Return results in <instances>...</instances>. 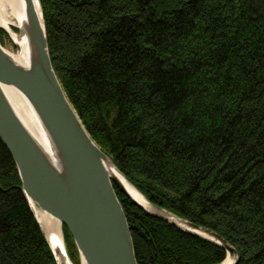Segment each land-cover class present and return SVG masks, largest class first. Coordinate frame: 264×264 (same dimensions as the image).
I'll return each mask as SVG.
<instances>
[{
	"label": "trees",
	"instance_id": "16d2710c",
	"mask_svg": "<svg viewBox=\"0 0 264 264\" xmlns=\"http://www.w3.org/2000/svg\"><path fill=\"white\" fill-rule=\"evenodd\" d=\"M40 4L53 69L96 144L149 201L219 233L235 264H264V0ZM114 189L137 264L225 259ZM0 264H56L1 139Z\"/></svg>",
	"mask_w": 264,
	"mask_h": 264
},
{
	"label": "water",
	"instance_id": "95a60500",
	"mask_svg": "<svg viewBox=\"0 0 264 264\" xmlns=\"http://www.w3.org/2000/svg\"><path fill=\"white\" fill-rule=\"evenodd\" d=\"M35 1L40 8V17L34 0H24V19L18 27L20 39L26 41L27 63L17 62L0 44V139L15 162L23 195L55 263L62 264L57 255L59 250L46 238L31 201L56 217L61 231L63 224L68 228L80 264H137L130 229L115 185L147 213L220 245L225 249L226 257H233L231 264H235L238 257L235 248L219 233L149 201L92 139L53 69L40 0ZM14 43L18 46L16 41ZM3 86L14 87L28 101L46 134L48 149L25 125ZM111 167L145 197L146 206L137 202L111 175ZM63 246V264L67 261L73 264L64 238Z\"/></svg>",
	"mask_w": 264,
	"mask_h": 264
},
{
	"label": "bare ground",
	"instance_id": "6f19581e",
	"mask_svg": "<svg viewBox=\"0 0 264 264\" xmlns=\"http://www.w3.org/2000/svg\"><path fill=\"white\" fill-rule=\"evenodd\" d=\"M34 5L37 14L40 17V8L35 0ZM24 10V0H0V26L3 27L2 29H4L7 34V45L0 44L4 47L5 51L15 58L17 62L26 64L28 61L26 41L25 39H20L18 29L24 19ZM15 41L18 46L15 45ZM3 90L31 133L43 147L48 149L49 144L46 134L35 112L25 97L12 86H3ZM110 173L123 184L125 189L137 202L143 206L147 205L145 197L123 176H121L114 167L110 168ZM31 203L46 238L53 248L59 250L57 254L58 259L63 264L64 246L60 221L56 217L40 209L34 201H31ZM172 218L178 222L175 217ZM201 234L205 235L204 233ZM232 261L233 257H226L221 264H231ZM67 264L70 263L67 261ZM83 264L85 263L83 262Z\"/></svg>",
	"mask_w": 264,
	"mask_h": 264
},
{
	"label": "rangeland",
	"instance_id": "374dc122",
	"mask_svg": "<svg viewBox=\"0 0 264 264\" xmlns=\"http://www.w3.org/2000/svg\"><path fill=\"white\" fill-rule=\"evenodd\" d=\"M5 44L7 45V42H6V41L4 42V45H5Z\"/></svg>",
	"mask_w": 264,
	"mask_h": 264
}]
</instances>
